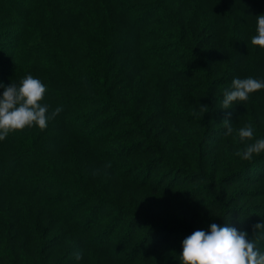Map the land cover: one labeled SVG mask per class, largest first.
Instances as JSON below:
<instances>
[{
    "label": "rangeland",
    "instance_id": "rangeland-1",
    "mask_svg": "<svg viewBox=\"0 0 264 264\" xmlns=\"http://www.w3.org/2000/svg\"><path fill=\"white\" fill-rule=\"evenodd\" d=\"M27 1L30 0H0V78L8 76L5 67L18 65L12 55L19 48L18 58L25 61L24 65L30 60L34 66L44 65V59L51 63L54 59L57 61V57L42 51L40 33H25L28 27L23 26L22 20L26 6L20 4ZM228 1L226 3L232 4L236 0ZM19 12H22L20 17ZM97 12L92 16H98ZM121 36L124 43L126 36ZM85 41L84 36L80 37V42ZM95 42L96 45L86 42L87 54L92 46L99 50L106 45L101 37ZM175 44L177 42L168 41L164 46L171 51ZM152 61L161 65L175 64L171 58L154 57ZM81 64H75L78 71L92 77ZM55 67L52 73L58 71ZM71 68L65 65L60 71L72 73L75 66ZM41 74L21 70L7 82L20 86L28 75L39 79L45 86L44 97L39 103L50 108L60 103L58 96L62 101H71L75 96L79 100L89 97L88 90L76 94L74 89H68L63 78L59 81ZM159 75L149 72L145 76L148 85L143 81L132 100L128 97L132 102L131 110L99 114L107 103L102 98L105 96L98 97L96 106L77 110L75 119L79 117V123L84 124L78 131L81 137L57 131V122L51 119L43 130L33 123L9 132L0 140L1 176L9 171L12 173L14 163L19 161L16 154H26L24 139L28 140L31 134L40 153L48 152L50 159L67 169L66 173H61L63 185L44 188L39 195L41 199L17 193L25 187L26 181H41L44 177L46 166H39V159L34 156L24 158L19 172L11 174L10 185L0 183L2 260L10 261L13 254L21 258L36 240H41L43 246L40 243L38 248L45 255H52V264H71L76 260L73 253L77 247L82 253L78 264H181L182 241L198 229L209 231L212 223L246 231L248 238L257 239L264 250V231L254 237V225L264 223V183L249 182L264 176V165L256 166L259 154H253L251 159L236 155L237 150L243 154L246 145L264 139V103L253 104L250 95L247 101L222 109V95L216 96L217 101L208 102L204 96L183 88L176 92L194 97L189 102L176 103L177 97L161 92L163 88L159 91L161 79H165ZM0 88L2 98L4 87ZM63 93L67 97H62ZM137 104L140 116H134ZM201 105H207L208 112H201ZM225 118L232 122L231 135L225 134L222 124ZM104 119L113 121L114 126L101 127ZM248 125L253 127V139L241 141L239 129ZM127 131H135V137L127 136ZM142 143L150 145L152 153L139 147ZM241 171L244 172L238 174ZM59 196H62L59 207L73 212H69L73 217L70 226L48 203ZM26 212L28 218L33 219L32 225L24 224L30 227L31 245H25L27 232L19 224L27 219ZM72 224L81 234L76 230L77 234L72 232ZM107 232H112L113 236L103 247L98 241ZM94 243L98 245L96 249L91 248Z\"/></svg>",
    "mask_w": 264,
    "mask_h": 264
},
{
    "label": "trees",
    "instance_id": "trees-1",
    "mask_svg": "<svg viewBox=\"0 0 264 264\" xmlns=\"http://www.w3.org/2000/svg\"><path fill=\"white\" fill-rule=\"evenodd\" d=\"M163 1L146 0L143 3H132L133 0H30L22 2L20 6H26L22 20L23 26L28 27L27 32L23 27L25 33L29 34L31 31L40 33V39L43 40L41 42L43 44L40 45L42 51L50 53L51 56L54 55L57 61L54 59V63H51L49 59H44L43 61L46 62L44 65L35 64L34 66L30 60L28 64L26 63L27 65H24L25 61L18 58L19 48L12 55L15 64L18 60V65L4 68L8 76L1 77L0 84L3 83L6 86L9 83L7 81L21 70L22 72L31 70V72L49 76L46 78L59 81L63 78L68 89H74L76 94L80 90H88L89 97L85 98L86 100L82 98L79 100L75 96L76 98H71V101H62L58 96L60 103L58 102L59 104L54 108L48 107V113L57 107L62 108V111L53 118L58 125L57 131L65 135L81 137L78 131L84 124L79 123V117L75 119L77 115L74 116V114L77 110L96 106L99 96H105L102 98L107 102L104 103L105 107L99 110V114L114 111L119 113L122 112L121 109L131 110L132 102L128 100V97L132 100V96L139 91L143 81L146 86L148 85L145 76L152 71L158 72L161 78H165L161 79L162 87L159 91L163 88L161 92L177 97L174 101L181 102L180 104L189 102L194 96L176 92L179 88L198 94V96H204L208 102H215L218 94L223 96L225 90H231V82L234 78L253 77L264 80V48L251 43L252 37L257 35V16L264 14V0H236L232 4L226 3L229 2L228 0H165V3ZM94 11H98V16H92ZM18 14L20 17L22 12ZM122 34L126 36L124 39L127 42L125 40L124 43L121 42ZM82 36L86 40L84 43L80 42ZM98 37L105 40L104 49H93L92 46L90 54H87L86 42H94L93 45H96L95 41ZM168 41L177 42L171 51L164 46ZM154 57L171 58L175 64L153 63L152 58ZM35 63L38 64V61ZM75 64L85 67V71L89 72L92 77L78 71V65ZM55 65L58 71L52 73ZM65 65L66 68L69 67V70L74 65L75 72L60 71L65 68ZM250 95L252 96L250 102L253 104L264 103V88ZM64 96L67 97L63 93L62 97ZM135 106L134 110L137 113H134V116L135 114L140 116L138 114L140 106L139 104ZM104 120L100 124L101 127L114 126L113 121ZM90 124L88 123L87 126ZM160 125L163 126V124ZM135 133V131L134 133L127 131L126 134L135 137ZM30 137L33 135L28 136V140L26 137L24 139L26 154L22 156L16 154L19 161L14 163L11 174L19 172V166L26 156L30 155L39 159V166L47 167L44 168L43 179L26 181L25 187L17 193L26 194L27 198L41 199L39 195L44 188L50 185L52 187L63 185L61 173H66L67 169L62 163L57 165L50 159L48 152L40 153L36 143ZM139 147L152 153L151 146L146 143H142ZM258 157L256 166L264 165V152H261ZM237 168L239 169L240 165ZM11 174L9 171L6 176L0 175L2 186L4 182L10 185L13 176ZM13 182L14 180L12 184ZM249 182L264 183V176L260 179L252 178ZM3 188L6 189L5 186ZM8 196L11 195L8 194ZM59 198L62 196L48 201L45 197L52 205V209L55 208L54 211L60 213L67 221L63 222L70 226L73 221L69 213L71 211L68 210L69 208L59 207ZM26 214L27 219L19 224L23 227L22 230L29 234L25 233L24 240L25 245H28L32 237L29 232L30 227L28 229L24 224L32 225L33 219L28 218L27 212ZM76 226L78 228V225ZM72 229L73 233L80 232L74 226ZM111 236L113 233L107 232L102 240L98 241L99 244L104 247V244L109 243ZM40 241L38 240V243L36 240L33 246L31 242V246L23 254L24 257L20 258L19 255L13 254L10 261L2 260L1 257L0 261L3 264H52V255H45L39 250ZM126 245H124L125 248ZM96 246L98 245L94 243L91 248L96 249ZM77 248V251L81 250L80 247ZM70 263L80 262L74 260Z\"/></svg>",
    "mask_w": 264,
    "mask_h": 264
},
{
    "label": "clouds",
    "instance_id": "clouds-1",
    "mask_svg": "<svg viewBox=\"0 0 264 264\" xmlns=\"http://www.w3.org/2000/svg\"><path fill=\"white\" fill-rule=\"evenodd\" d=\"M251 43L264 48V14L257 16V35L252 37ZM0 87H4L0 98V140L5 139L9 132L23 129L33 123L43 130L48 121L62 111V108L57 107L48 113V106L39 103L44 97L45 86L32 75L26 76L20 86L11 83L6 87L0 84ZM262 88L264 80L253 77L234 78L231 90H225L223 94L220 108L230 109L234 103L247 101L249 94ZM201 112H208V106L201 105ZM222 124L226 128L225 134L231 135L232 122L225 118ZM253 136L251 125L239 129L241 141L251 140ZM261 152H264V139L246 145L243 154L237 150L236 155L251 159L253 154L258 155ZM261 231H264V223L254 225V237ZM73 256L78 261L82 259L79 250L74 252ZM179 259L181 264H264V250L259 246L257 239L248 238L246 231L212 223L209 231L198 229L182 241Z\"/></svg>",
    "mask_w": 264,
    "mask_h": 264
}]
</instances>
